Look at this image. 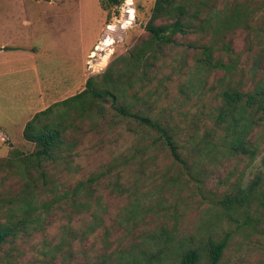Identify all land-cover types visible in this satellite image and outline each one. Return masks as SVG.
Returning <instances> with one entry per match:
<instances>
[{
    "label": "rangeland",
    "instance_id": "rangeland-1",
    "mask_svg": "<svg viewBox=\"0 0 264 264\" xmlns=\"http://www.w3.org/2000/svg\"><path fill=\"white\" fill-rule=\"evenodd\" d=\"M154 1L0 0V220L16 218L22 158L40 148L25 123L48 106L41 122L71 123L42 161L46 177L31 184L41 187L0 264H175L189 247H203L206 264L207 240L224 236L219 264H264V0H185L190 24L165 30L167 42L145 29ZM89 77L160 120L186 165L107 98L63 114L60 100ZM231 89L260 93L222 115ZM238 131L253 156L235 147ZM28 170L37 176L35 161ZM255 177L261 183L247 193Z\"/></svg>",
    "mask_w": 264,
    "mask_h": 264
},
{
    "label": "trees",
    "instance_id": "trees-1",
    "mask_svg": "<svg viewBox=\"0 0 264 264\" xmlns=\"http://www.w3.org/2000/svg\"><path fill=\"white\" fill-rule=\"evenodd\" d=\"M33 1H47V0H33ZM109 4L119 5L122 0H108ZM187 1L185 0H155L152 8V13L149 21L145 25V29L150 32L152 36L158 37L163 41L169 40L173 41L172 36L166 37L163 32L165 30L174 31L177 29L176 25L181 26V19L184 18V22L190 24V12L185 8ZM183 9V10H182ZM165 19L171 18L173 20L172 23H161L157 24L155 21L157 19ZM183 26V25H182ZM183 28V27H182ZM211 45L203 46V53L211 59ZM153 59L151 61L149 59L143 61L144 71L143 75L147 73V70L153 63ZM108 75V74H107ZM110 76V75H108ZM110 78V77H109ZM94 82L92 77H89L84 85V88L81 91H78L62 100L64 104H69L66 112L63 114H68L69 109H78L79 112H82L84 108H86V104L88 103V99L95 98L97 100H102L107 98L106 100L110 102L111 108L118 114L124 115L127 117H133L135 120L139 122L141 125L148 126L157 132H159V137L163 140L165 146L169 149V152L174 161L179 162L183 165H186V161L180 156L178 151V145L174 140L173 134L169 131L168 128L158 119L152 118L150 115L142 112L133 111L130 106L119 103L117 100V94L112 91L110 88L107 89H98L94 88ZM260 93V91L256 92H248L241 91L239 89H231L226 90L224 92L225 96V110L221 111V114H228L232 111V108L238 107L244 102L246 105H251L256 100V95ZM264 94V92H262ZM263 96L261 98V102L258 107H264ZM90 104H92L90 102ZM264 109V108H263ZM52 110L51 106H48L44 109H41L35 112L32 117L25 123L23 134L25 137H29L35 141H38L40 144V148L28 157L22 158L24 164L27 169L22 172V176H24L25 180L22 182V186L20 189L14 193L15 200L10 199L13 204L15 203V219H10L2 221L0 220V248L6 242H9L10 239L14 238L17 235L19 230L23 227L26 221V216L28 215L29 206L31 202V198L35 195V190L41 186H31L38 177L45 178L46 172L42 168V161L46 158H50L54 155V151H57L61 148V146L65 143L66 139L64 137V132L71 125L68 123L67 125H63L61 122L54 121H43L41 122V116L50 113ZM98 112V110H97ZM100 112V111H99ZM62 114V115H63ZM64 120V118H62ZM234 143H236V148L239 149L243 153H247L250 156L254 155V150L250 147V142L245 138V135L238 131V134L233 137ZM36 162L37 176L34 177L30 175L27 177L28 165L30 162ZM22 162V161H21ZM94 176H91L88 180H93ZM261 183V180L258 177H255L249 181L246 185L247 193H250L256 189L257 186ZM80 186V184L76 185ZM84 186V185H81ZM75 190V189H74ZM76 193V192H75ZM241 196V195H240ZM264 199V192L262 194ZM233 197L229 196L227 202H231ZM240 197L236 198L238 201ZM15 201V202H14ZM12 207L7 208L11 210ZM0 206V210H4ZM20 213V215H18ZM227 236H224L221 239H213L210 237L206 246L204 247L207 251L206 253V264H219L224 248L226 247ZM203 248V247H202ZM201 247H189L180 252L178 261L175 264H204L203 257L204 254L202 252Z\"/></svg>",
    "mask_w": 264,
    "mask_h": 264
},
{
    "label": "bare ground",
    "instance_id": "bare-ground-1",
    "mask_svg": "<svg viewBox=\"0 0 264 264\" xmlns=\"http://www.w3.org/2000/svg\"><path fill=\"white\" fill-rule=\"evenodd\" d=\"M113 34V33H112ZM111 38V36H109V35H105L103 38H102V41H101V45L100 44H98L97 46H96V49H98V50H101V49H104V46H105V44L107 45V43H108V41H109V39Z\"/></svg>",
    "mask_w": 264,
    "mask_h": 264
},
{
    "label": "crops",
    "instance_id": "crops-1",
    "mask_svg": "<svg viewBox=\"0 0 264 264\" xmlns=\"http://www.w3.org/2000/svg\"><path fill=\"white\" fill-rule=\"evenodd\" d=\"M33 1V0H32ZM48 1V0H47ZM35 2H37V1H35ZM41 2V1H40Z\"/></svg>",
    "mask_w": 264,
    "mask_h": 264
}]
</instances>
